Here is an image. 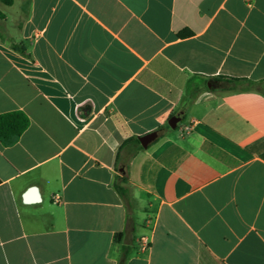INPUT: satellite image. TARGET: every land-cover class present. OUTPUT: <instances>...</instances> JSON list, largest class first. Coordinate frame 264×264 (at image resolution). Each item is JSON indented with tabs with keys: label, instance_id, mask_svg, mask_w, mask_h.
Here are the masks:
<instances>
[{
	"label": "crops",
	"instance_id": "1",
	"mask_svg": "<svg viewBox=\"0 0 264 264\" xmlns=\"http://www.w3.org/2000/svg\"><path fill=\"white\" fill-rule=\"evenodd\" d=\"M0 10V114L28 119L0 142V264H119L123 247V264H264V93L212 80L264 86V0ZM151 131L123 167L127 211L115 155Z\"/></svg>",
	"mask_w": 264,
	"mask_h": 264
},
{
	"label": "trees",
	"instance_id": "2",
	"mask_svg": "<svg viewBox=\"0 0 264 264\" xmlns=\"http://www.w3.org/2000/svg\"><path fill=\"white\" fill-rule=\"evenodd\" d=\"M12 2L13 0H0V4L4 6L10 5L12 4ZM3 17L4 14L0 10V19H3ZM183 35V33H178V36ZM9 47L16 52L25 53L24 47L20 43L10 42ZM194 78L197 77L193 76V79ZM200 79L201 83H205V79H203L202 77ZM212 80L224 82L226 84V87L222 88L223 91H248L254 88L257 91L264 93V86H262L261 82H254L244 78L229 76H216L212 78ZM191 93H193L192 79H189L186 83L185 94L186 96H188ZM27 125L28 119L22 112L13 111L0 114V142L3 145H11L15 143L20 134L25 130ZM157 131L160 132V129ZM141 149L142 146L140 145L139 139L137 137H133L126 139L121 144L115 155V164L118 173L114 176L112 186L121 198L123 205L125 206L127 211H130L131 203L129 200L128 189L123 185L127 182L123 167L126 165L128 159ZM123 151H125L126 153L122 154ZM127 254L128 253L126 248L123 247L119 264H123Z\"/></svg>",
	"mask_w": 264,
	"mask_h": 264
},
{
	"label": "water",
	"instance_id": "3",
	"mask_svg": "<svg viewBox=\"0 0 264 264\" xmlns=\"http://www.w3.org/2000/svg\"><path fill=\"white\" fill-rule=\"evenodd\" d=\"M207 85H208V87H211V85L209 83ZM181 117H182V113L181 112L173 114L168 120L169 126L171 128H175L177 123L180 121ZM156 137H157V132L156 131H151L149 133H146V134L138 137V139H139L140 145L143 148H146L148 146V144L151 141H153ZM33 191H35V189L31 188L29 190V193H32Z\"/></svg>",
	"mask_w": 264,
	"mask_h": 264
},
{
	"label": "built area",
	"instance_id": "4",
	"mask_svg": "<svg viewBox=\"0 0 264 264\" xmlns=\"http://www.w3.org/2000/svg\"><path fill=\"white\" fill-rule=\"evenodd\" d=\"M184 129L185 130H189L190 129V126L187 125V126L184 127ZM54 200L57 201V200H59V198L58 197H55ZM141 241L144 242L147 245V239H146V237H141Z\"/></svg>",
	"mask_w": 264,
	"mask_h": 264
}]
</instances>
